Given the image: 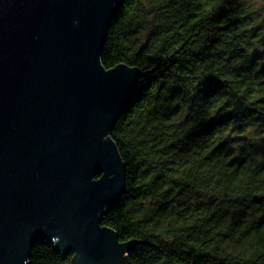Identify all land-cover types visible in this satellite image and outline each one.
Returning a JSON list of instances; mask_svg holds the SVG:
<instances>
[{
	"label": "trees",
	"instance_id": "trees-1",
	"mask_svg": "<svg viewBox=\"0 0 264 264\" xmlns=\"http://www.w3.org/2000/svg\"><path fill=\"white\" fill-rule=\"evenodd\" d=\"M101 63L140 72L110 133L128 264H264V0H126ZM40 243L30 264H71Z\"/></svg>",
	"mask_w": 264,
	"mask_h": 264
},
{
	"label": "water",
	"instance_id": "water-1",
	"mask_svg": "<svg viewBox=\"0 0 264 264\" xmlns=\"http://www.w3.org/2000/svg\"><path fill=\"white\" fill-rule=\"evenodd\" d=\"M126 0H0V264L40 243L71 264H128L102 217L125 191L111 139L140 72L101 55Z\"/></svg>",
	"mask_w": 264,
	"mask_h": 264
}]
</instances>
